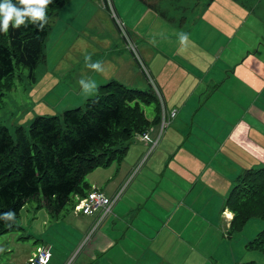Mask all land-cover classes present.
<instances>
[{
  "label": "crops",
  "instance_id": "1",
  "mask_svg": "<svg viewBox=\"0 0 264 264\" xmlns=\"http://www.w3.org/2000/svg\"><path fill=\"white\" fill-rule=\"evenodd\" d=\"M113 1L130 37L141 43L140 58L167 109L178 114L135 174L151 149L136 137L124 160L88 175L90 189L107 197L125 189L113 215L91 236L76 263L210 264L209 258L223 251L232 255L233 213L225 207L226 199L245 170L264 166V10L241 0H197L190 16H175L164 9L163 0ZM73 2L52 23L49 39L60 58L74 49L81 62L86 55L92 62L98 58L105 71L92 73L97 87L110 80L150 86L136 57L116 43L120 30L115 23L112 38L96 37L95 32L89 44L77 46L81 34L69 24L81 18L70 13ZM180 32L188 36L183 42ZM91 43L107 50V57L99 58ZM146 117L155 140L162 110L156 104ZM67 221L78 250L95 219H77L75 214ZM29 233L49 245L47 232Z\"/></svg>",
  "mask_w": 264,
  "mask_h": 264
},
{
  "label": "trees",
  "instance_id": "2",
  "mask_svg": "<svg viewBox=\"0 0 264 264\" xmlns=\"http://www.w3.org/2000/svg\"><path fill=\"white\" fill-rule=\"evenodd\" d=\"M70 1L53 0L43 29L29 22L19 29L10 24L7 33L0 32V88L18 66L28 68L34 78L38 64L46 61L52 23ZM151 104L161 111L152 85L140 90L110 80L84 107L61 116H39L28 129L18 127L15 137L0 126V236L17 227L18 216L30 200L38 199L39 208L58 216L72 196L85 197L90 192L86 177L120 163L129 142L151 127L143 109ZM225 207L233 213L230 236L240 233L252 218L264 220V166L238 177ZM246 248L264 254V229Z\"/></svg>",
  "mask_w": 264,
  "mask_h": 264
},
{
  "label": "rangeland",
  "instance_id": "3",
  "mask_svg": "<svg viewBox=\"0 0 264 264\" xmlns=\"http://www.w3.org/2000/svg\"><path fill=\"white\" fill-rule=\"evenodd\" d=\"M73 1L74 4L72 5V9L70 8V13H77L79 14L77 18H81L80 21L69 24L73 26L78 36L81 34L77 46L80 43L86 45L91 35L95 32L98 35L96 37L106 38L114 32L113 27L117 31L116 26H114L115 22L111 19L109 11L103 8L102 1ZM241 1L246 5H257L261 10H264V0ZM114 3L117 7L115 1ZM152 3L155 4V2ZM196 3L197 0H163L164 9H168L175 16L178 14L179 16H190L192 12L190 9H195L194 5ZM84 14H91V16L82 17ZM121 19L124 21L122 17ZM80 22L81 29L78 25ZM126 29L128 32L130 31L128 30V26H126ZM117 33L118 38H116V43L121 46L126 55L133 59L134 53L125 44L126 42L121 32ZM133 36L131 40L138 48L139 55L141 56L139 49L141 43L139 40H136V36ZM110 37L112 38V36ZM91 44L93 45L92 49L96 44ZM95 47L100 53L99 58L107 57V50ZM87 51L85 50L84 53L87 54ZM45 52L46 61L38 64L34 78L30 76L28 68L18 66L16 67L14 76L11 79L4 80L3 86L0 88V126L7 127L13 137L16 136V129L18 127L28 129L33 120L39 116H61L66 110L84 107L87 99L96 96L98 92L99 87H97V92L92 96L85 97L82 95L83 89L79 81L85 79L86 82L90 83L89 79L96 81L97 78H94L92 75L94 71L88 69L85 66V62H81L82 59L79 60L78 57L80 56H78L77 50L70 51L66 58H60L59 52L56 51L55 43L49 39ZM96 61H99V59L97 58ZM103 84H106V82ZM148 87L150 88L148 85L145 87L140 85L130 86V88L140 90H147ZM155 108L156 104L143 105L146 116L153 112ZM132 140L129 144H132ZM85 181L89 183L88 176ZM90 190L97 189L92 188ZM77 204L78 201L72 196L70 202L62 212L58 216H55V214L49 212L45 207L39 208L40 201L38 199L28 201L18 216L17 227L12 232L0 236V264H28L30 258L38 253L39 249L47 248L48 246H52L50 247L53 254L51 264H68L71 259H74L71 264H75L81 250L74 257L79 248L78 250L77 248L75 250V247L73 248V238L76 233L72 224H69L67 220L75 219L76 214L77 219L92 217L96 221L94 215L86 216L82 213H77L75 211ZM48 223H52V226L49 228H47ZM33 229H36L40 233L47 232L44 240H48L47 244L49 245L44 244V241L33 238V235L29 233V231L37 232ZM263 229L264 220L252 218L240 233L233 235L232 242L230 241L232 255L228 251H223L217 257L209 258L208 261L210 264H264L263 253L246 248V245ZM229 256H231V259H229Z\"/></svg>",
  "mask_w": 264,
  "mask_h": 264
},
{
  "label": "built area",
  "instance_id": "4",
  "mask_svg": "<svg viewBox=\"0 0 264 264\" xmlns=\"http://www.w3.org/2000/svg\"><path fill=\"white\" fill-rule=\"evenodd\" d=\"M94 1H99V0H94ZM100 1H102V6L110 12L112 18L116 21L119 27V30L126 41L127 46L135 54L136 58L141 63V67L144 73L147 75L149 81L152 83V86L154 87L156 91V94L160 102V107L162 110V118H161V123H160L161 132H160L159 137L155 140H152L149 136L150 130H147L143 134L137 135V138L140 141L149 143L151 145V149L146 154L143 161L140 163V165L134 172L135 174L138 171V169L142 166V164L145 162L147 157L153 152L155 147L158 145L161 135L165 132V130L168 128L171 122L176 118L178 114V110L177 109H171V110L167 109L164 97L161 94L158 87L156 86L153 77L150 75V72L148 71L146 67V64L143 63L142 59L140 58L137 47L132 42L125 24L123 23L122 19L120 18V16L118 15L116 11L113 0H100ZM124 189H125V186L122 187L111 198L107 197L106 195H104L102 192L98 190H91L87 194V196L83 198L77 195L76 200L78 201V204L75 206V211L77 213H82L83 215H86V216L94 215L96 217V221L92 229L87 234L86 239L80 245L79 250L75 253L74 257H76L79 251L83 249L86 243L90 240L91 236L97 231V229L110 217L111 214H113V209L116 206V204L120 201L123 195ZM52 257H53V254L50 248H42V249H39L38 253H36L32 258H30L28 264H51ZM73 260L74 259H71V261L68 264H71Z\"/></svg>",
  "mask_w": 264,
  "mask_h": 264
},
{
  "label": "clouds",
  "instance_id": "5",
  "mask_svg": "<svg viewBox=\"0 0 264 264\" xmlns=\"http://www.w3.org/2000/svg\"><path fill=\"white\" fill-rule=\"evenodd\" d=\"M53 0H17L14 4L13 0H0V32L7 33L9 25L12 28L19 29L26 26L27 23L37 25L43 29L48 23L47 9ZM181 41L183 42L188 36L186 33L180 32ZM85 66L98 73H104L105 68L100 61L92 62L91 55L85 56ZM86 82L85 79L79 81L82 87V95L89 97L97 92V83L93 79Z\"/></svg>",
  "mask_w": 264,
  "mask_h": 264
}]
</instances>
